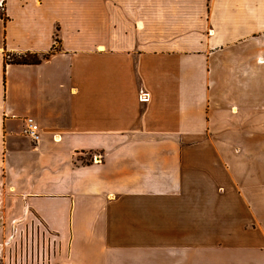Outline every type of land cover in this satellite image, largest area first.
<instances>
[{
  "label": "crops",
  "instance_id": "1",
  "mask_svg": "<svg viewBox=\"0 0 264 264\" xmlns=\"http://www.w3.org/2000/svg\"><path fill=\"white\" fill-rule=\"evenodd\" d=\"M0 11V253L40 229L44 264H264V0Z\"/></svg>",
  "mask_w": 264,
  "mask_h": 264
},
{
  "label": "rangeland",
  "instance_id": "2",
  "mask_svg": "<svg viewBox=\"0 0 264 264\" xmlns=\"http://www.w3.org/2000/svg\"><path fill=\"white\" fill-rule=\"evenodd\" d=\"M45 238L44 230L22 229L14 245L0 253V264H44Z\"/></svg>",
  "mask_w": 264,
  "mask_h": 264
},
{
  "label": "trees",
  "instance_id": "3",
  "mask_svg": "<svg viewBox=\"0 0 264 264\" xmlns=\"http://www.w3.org/2000/svg\"><path fill=\"white\" fill-rule=\"evenodd\" d=\"M0 17L3 21L6 20V15L4 14V11H0ZM54 46L51 48L49 52H46L39 56L37 53L32 52H23V53H6L4 55V63H22V64H33L39 62L42 58L48 56L51 52L55 50V45L58 43V38L55 35L54 36Z\"/></svg>",
  "mask_w": 264,
  "mask_h": 264
},
{
  "label": "built area",
  "instance_id": "4",
  "mask_svg": "<svg viewBox=\"0 0 264 264\" xmlns=\"http://www.w3.org/2000/svg\"><path fill=\"white\" fill-rule=\"evenodd\" d=\"M145 93H142L140 99L141 100H145ZM39 126L37 124V122L34 120L33 117L31 116H26L23 118V128H22V132L23 134L27 135L28 137H30V139L35 142L38 139L39 136Z\"/></svg>",
  "mask_w": 264,
  "mask_h": 264
}]
</instances>
